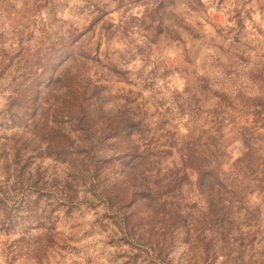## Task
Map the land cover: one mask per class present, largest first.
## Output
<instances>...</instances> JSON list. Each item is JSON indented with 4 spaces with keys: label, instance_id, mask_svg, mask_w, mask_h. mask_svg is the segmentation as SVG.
<instances>
[{
    "label": "rangeland",
    "instance_id": "1",
    "mask_svg": "<svg viewBox=\"0 0 264 264\" xmlns=\"http://www.w3.org/2000/svg\"><path fill=\"white\" fill-rule=\"evenodd\" d=\"M0 264H264V0H0Z\"/></svg>",
    "mask_w": 264,
    "mask_h": 264
},
{
    "label": "bare ground",
    "instance_id": "2",
    "mask_svg": "<svg viewBox=\"0 0 264 264\" xmlns=\"http://www.w3.org/2000/svg\"><path fill=\"white\" fill-rule=\"evenodd\" d=\"M216 19H218V20H221L222 19V17H221V15H214V14H212Z\"/></svg>",
    "mask_w": 264,
    "mask_h": 264
}]
</instances>
